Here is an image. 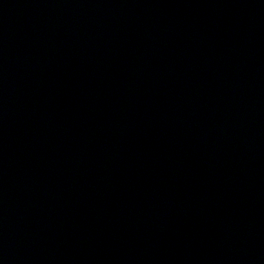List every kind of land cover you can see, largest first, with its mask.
<instances>
[{
    "label": "water",
    "instance_id": "water-1",
    "mask_svg": "<svg viewBox=\"0 0 264 264\" xmlns=\"http://www.w3.org/2000/svg\"><path fill=\"white\" fill-rule=\"evenodd\" d=\"M0 264H264V0H0Z\"/></svg>",
    "mask_w": 264,
    "mask_h": 264
}]
</instances>
